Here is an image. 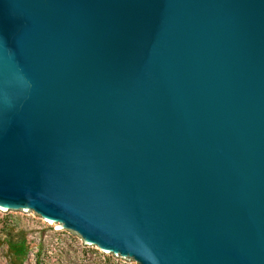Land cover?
<instances>
[{"label": "water", "instance_id": "water-1", "mask_svg": "<svg viewBox=\"0 0 264 264\" xmlns=\"http://www.w3.org/2000/svg\"><path fill=\"white\" fill-rule=\"evenodd\" d=\"M0 210L264 264V0H0Z\"/></svg>", "mask_w": 264, "mask_h": 264}, {"label": "rangeland", "instance_id": "rangeland-1", "mask_svg": "<svg viewBox=\"0 0 264 264\" xmlns=\"http://www.w3.org/2000/svg\"><path fill=\"white\" fill-rule=\"evenodd\" d=\"M0 264H131L95 252L74 232L41 216L0 210Z\"/></svg>", "mask_w": 264, "mask_h": 264}]
</instances>
